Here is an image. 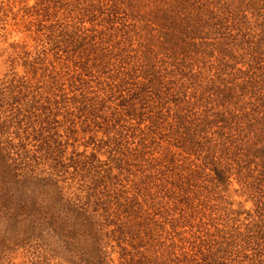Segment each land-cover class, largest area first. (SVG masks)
<instances>
[{"label": "trees", "instance_id": "obj_1", "mask_svg": "<svg viewBox=\"0 0 264 264\" xmlns=\"http://www.w3.org/2000/svg\"><path fill=\"white\" fill-rule=\"evenodd\" d=\"M13 1L28 23L1 92L7 213L85 264H264V125L242 155L185 110L202 78L179 64L203 46L191 0ZM232 182L253 209L223 197Z\"/></svg>", "mask_w": 264, "mask_h": 264}, {"label": "rangeland", "instance_id": "obj_2", "mask_svg": "<svg viewBox=\"0 0 264 264\" xmlns=\"http://www.w3.org/2000/svg\"><path fill=\"white\" fill-rule=\"evenodd\" d=\"M191 5L198 13L193 21L198 22L193 42L203 46L179 56L183 60L179 64L182 71L202 78L187 85L196 97L188 99L194 105L185 110L201 114L222 136L239 138L246 144L242 150L246 155L250 139L261 133L264 125V0H191ZM23 7L13 0H0V102L1 92L7 91L13 79L23 76L22 68L16 67L20 54L13 47L24 37L28 23ZM2 111L0 103V122L8 115ZM252 171L260 190L264 168L252 167ZM222 195L236 204L243 203L246 210L253 209L259 197V193L247 192L234 182ZM2 203L0 196V264H85L82 251L48 235L31 233L25 229L27 223L11 211L7 213ZM113 259L118 258L114 255Z\"/></svg>", "mask_w": 264, "mask_h": 264}]
</instances>
